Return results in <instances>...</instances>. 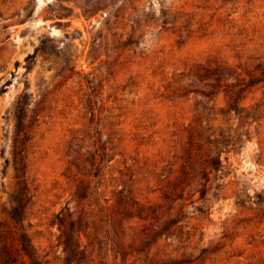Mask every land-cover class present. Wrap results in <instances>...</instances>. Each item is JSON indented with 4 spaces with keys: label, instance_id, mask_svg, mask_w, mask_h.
<instances>
[{
    "label": "rangeland",
    "instance_id": "rangeland-1",
    "mask_svg": "<svg viewBox=\"0 0 264 264\" xmlns=\"http://www.w3.org/2000/svg\"><path fill=\"white\" fill-rule=\"evenodd\" d=\"M4 246L264 264V0H0Z\"/></svg>",
    "mask_w": 264,
    "mask_h": 264
},
{
    "label": "trees",
    "instance_id": "trees-1",
    "mask_svg": "<svg viewBox=\"0 0 264 264\" xmlns=\"http://www.w3.org/2000/svg\"><path fill=\"white\" fill-rule=\"evenodd\" d=\"M217 165H222L221 158L218 159V161H213L211 163V166L217 169ZM23 202V199L19 201V205L17 207H21V203ZM15 207L13 209V218L16 220H20L21 211L19 208ZM80 242V241H79ZM82 243H78V247L81 248ZM0 264H18V258L15 257L14 253L12 252L11 248H8L7 246H4L3 249L0 251Z\"/></svg>",
    "mask_w": 264,
    "mask_h": 264
}]
</instances>
